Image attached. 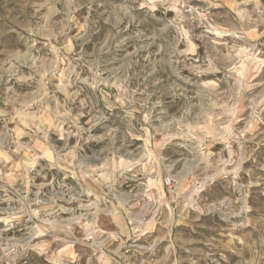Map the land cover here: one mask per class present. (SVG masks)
<instances>
[{"label": "rangeland", "instance_id": "obj_1", "mask_svg": "<svg viewBox=\"0 0 264 264\" xmlns=\"http://www.w3.org/2000/svg\"><path fill=\"white\" fill-rule=\"evenodd\" d=\"M0 264H264V0H0Z\"/></svg>", "mask_w": 264, "mask_h": 264}, {"label": "crops", "instance_id": "obj_2", "mask_svg": "<svg viewBox=\"0 0 264 264\" xmlns=\"http://www.w3.org/2000/svg\"><path fill=\"white\" fill-rule=\"evenodd\" d=\"M174 181H176L177 183H178V181L177 180H174ZM172 183V186L171 187H169V188H173V189H176L177 188V183ZM164 184L166 185V183L164 182ZM174 186H176V188L174 187ZM132 207H136L137 206V204H136V202H135V199H133V202H132ZM128 209V208H127ZM136 209V208H135ZM139 210V209H138ZM138 210H136V211H133V213L132 214H135V215H138V217L135 219V221L137 222V223H139L140 225L138 226H135L134 227V229H135V231L139 234V235H145V234H147V233H149V232H151V230H154L156 227H155V224H156V226H157V224L158 223H156V217L154 216V215H152V216H150V217H148V218H143L142 217V215L141 216H139V214L140 213H142L140 210L138 211ZM127 211V212H126ZM113 216L115 215V219H116V222H117V224L118 225H120V231H128V232H130V223H131V221H130V219L128 218V216H129V213H131L130 212V210L128 209V210H126L125 208H124V210H123V214H120V212H119V209L118 210H116V211H114V210H110L109 211ZM170 213H171V211H170ZM124 214L126 215V216H124ZM142 217V218H141ZM120 221V222H119ZM133 228V227H132ZM109 231V230H108ZM110 233L111 234H113L114 233V231H110ZM124 235H125V233H123ZM100 258H102V256H100ZM104 260V259H103ZM106 260V259H105Z\"/></svg>", "mask_w": 264, "mask_h": 264}, {"label": "built area", "instance_id": "obj_3", "mask_svg": "<svg viewBox=\"0 0 264 264\" xmlns=\"http://www.w3.org/2000/svg\"><path fill=\"white\" fill-rule=\"evenodd\" d=\"M166 182H167V183H170V180H167V179H166Z\"/></svg>", "mask_w": 264, "mask_h": 264}]
</instances>
